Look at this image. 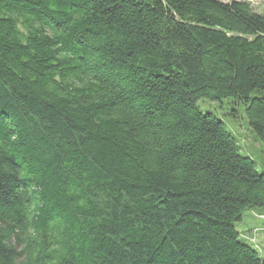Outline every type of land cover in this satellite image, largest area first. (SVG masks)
<instances>
[{"label": "trees", "instance_id": "trees-1", "mask_svg": "<svg viewBox=\"0 0 264 264\" xmlns=\"http://www.w3.org/2000/svg\"><path fill=\"white\" fill-rule=\"evenodd\" d=\"M224 100L264 144L248 3L0 0V264H264Z\"/></svg>", "mask_w": 264, "mask_h": 264}, {"label": "rangeland", "instance_id": "rangeland-1", "mask_svg": "<svg viewBox=\"0 0 264 264\" xmlns=\"http://www.w3.org/2000/svg\"><path fill=\"white\" fill-rule=\"evenodd\" d=\"M223 3L245 2L257 14H264V0H220ZM228 101H232L229 99ZM223 104L200 101L199 107L203 111H211L218 118L222 119L227 128L239 139L242 154L249 156L256 164L258 172L264 170V144L254 141L252 133L249 131L245 121L244 113L239 112L233 119L229 113V102L224 100ZM242 111V107H241ZM257 212H247L241 224H237L238 231H248L251 229V243L259 250L261 257H264V219L260 218Z\"/></svg>", "mask_w": 264, "mask_h": 264}]
</instances>
